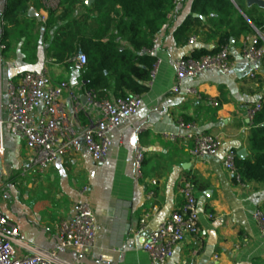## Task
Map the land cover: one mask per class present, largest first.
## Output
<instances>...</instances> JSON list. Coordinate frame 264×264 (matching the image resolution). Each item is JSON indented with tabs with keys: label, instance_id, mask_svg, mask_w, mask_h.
<instances>
[{
	"label": "crops",
	"instance_id": "1",
	"mask_svg": "<svg viewBox=\"0 0 264 264\" xmlns=\"http://www.w3.org/2000/svg\"><path fill=\"white\" fill-rule=\"evenodd\" d=\"M92 2L76 0L65 19L47 31L44 6L40 0H29L25 14L19 15L17 23L8 24V45L1 51L0 59V117L6 115L5 82H16L28 71L45 69L54 83L67 82L83 105L81 66L69 59L56 62L48 48L55 30L69 20L86 16L82 33H91L92 14L83 4L88 7ZM244 2L247 9L252 6ZM5 4L6 0H0V13ZM67 4L68 0H61L55 16ZM190 4L191 0H181L168 11L159 32L154 76L141 95L142 118L132 116L109 132L112 145L104 158L94 161L86 151L70 153L38 173L23 141L14 134H4L0 208L19 232V240L12 243L18 255L43 249L56 250L67 260L80 264H149L148 254L141 248L142 239L136 235L139 220L149 214L147 226L156 228L181 204L179 188L189 180L194 186L200 231L196 236L187 235L176 245L166 264H264V239L253 217L256 209L264 214V185L247 182L241 186L222 164L229 150L240 159H252L247 114L264 96V63L252 67V62L242 58L247 35H241L227 45L234 70L229 74L206 71L184 80L181 87L192 88L193 94L174 90L173 62L194 49L217 45L216 39L205 36L206 28L201 24L193 28V44L189 40L176 42L174 32L189 14ZM253 6L258 7L252 10L253 17L264 18V4ZM112 7L119 10L118 5ZM244 17L264 45V23L257 29ZM121 44L126 45V41ZM63 102L70 113L72 103L65 94ZM84 107L87 110L78 114L79 128L98 116L96 108L89 104ZM182 119L201 132L217 136V154L197 159L190 155L189 140L167 138L166 134L179 131L177 124ZM138 128L142 130L136 134ZM136 136L143 153L139 177L132 162ZM8 183L13 187H8ZM80 198L90 202L97 231L94 246L78 254L58 248L57 225L70 215L72 204ZM153 207L156 211L152 213ZM102 254L110 256V260L100 261Z\"/></svg>",
	"mask_w": 264,
	"mask_h": 264
},
{
	"label": "built area",
	"instance_id": "2",
	"mask_svg": "<svg viewBox=\"0 0 264 264\" xmlns=\"http://www.w3.org/2000/svg\"><path fill=\"white\" fill-rule=\"evenodd\" d=\"M40 1L45 10H55L60 4L59 0ZM180 1L173 0L171 9H175ZM245 38L242 58L255 64L264 63V45H258V40L261 37L254 34L247 35ZM159 41L158 34L153 39V46L147 51L149 56L156 57ZM194 41V36L189 38L190 44H193ZM2 49L3 46L0 45V59ZM73 61L81 66L85 64L86 56L79 54ZM173 67L176 76L173 89H181L185 93L193 94L195 91L192 88L181 87L184 80L193 79L206 71L229 74L235 68V63L230 60L228 50L224 47L216 53L206 54L199 58H194L191 54L179 57L173 62ZM154 72L155 66L151 73V79ZM4 87L6 115L0 117V156L4 153V134H14L31 151V165L38 173L43 172L48 165L70 153L86 151L92 160H101L112 145L109 132L132 116L142 118L140 95L129 94L122 99H106L95 102L92 95L84 91L82 105L67 82L54 83L45 69L24 72L16 82L7 80ZM64 94L72 103L70 113L65 109ZM86 104L96 108L98 116L93 122L79 128L78 114L87 110L84 107ZM260 108L259 101L250 108L247 114L249 124H251L255 112ZM177 125L179 129L177 133H169L165 136L171 140L178 138L189 140L192 143L189 150L192 157L198 159L217 154L220 147V140L217 136L201 132L196 126L182 120H179ZM141 130L142 128H138L136 134ZM235 157L236 153L233 150L227 151L222 164L226 172L242 186L234 164ZM132 162L136 176L139 177L143 153L137 136L135 137ZM154 183L152 181V184ZM8 187H13V184L8 183ZM85 190L86 188L82 192ZM179 192L182 196L181 204L156 228H148L149 214H144L139 220L136 235L142 239L141 248L148 254L149 264H166L176 245L182 243L187 235L196 236L200 231L194 186L191 181H183ZM151 195H153L152 191L149 193V196ZM155 211L156 208L153 207L152 213ZM208 217L211 218L212 215L208 214ZM253 217L264 239V214L260 209H256L253 212ZM96 231V217L92 206L88 199L80 198L72 204L70 215L58 222V248L73 250L80 254L94 246ZM18 240L17 227L6 219L0 208V264H80L67 260L56 250L35 249L32 254L18 255L12 245ZM99 259L100 261H109L110 256L102 254Z\"/></svg>",
	"mask_w": 264,
	"mask_h": 264
},
{
	"label": "trees",
	"instance_id": "3",
	"mask_svg": "<svg viewBox=\"0 0 264 264\" xmlns=\"http://www.w3.org/2000/svg\"><path fill=\"white\" fill-rule=\"evenodd\" d=\"M29 0H6L0 13V45L7 47L8 24L17 23L19 15L25 14ZM65 1V0H64ZM173 0H93L90 6H83L92 15L91 33H82L86 16L72 19L55 30L48 52L56 62L73 61L79 54L86 56L81 65L82 87L95 102L106 99H122L129 94L142 95L149 88L151 73L156 57L147 51L153 46V39L161 31ZM191 0L189 14L174 32L176 42L192 37L194 26L206 28L205 36L217 40L211 49H194L191 56L199 58L213 54L226 47L230 40L241 35L254 34L248 20L257 28L264 23L263 17L254 18L244 0ZM61 3V0H59ZM76 0H68L65 10L55 16L56 9H46V30L65 19L75 7ZM113 5L119 10L114 11ZM111 13L113 14L111 16ZM198 14L204 18L193 17ZM87 15V14H86ZM262 18V19H261ZM115 31V33L113 32ZM125 40L126 45L121 41ZM258 45H263L258 40ZM2 49V50H3ZM261 108L252 118L249 149L252 159L235 157L234 164L241 183L255 182L264 185V96L258 100ZM182 121H185L182 119Z\"/></svg>",
	"mask_w": 264,
	"mask_h": 264
},
{
	"label": "water",
	"instance_id": "4",
	"mask_svg": "<svg viewBox=\"0 0 264 264\" xmlns=\"http://www.w3.org/2000/svg\"><path fill=\"white\" fill-rule=\"evenodd\" d=\"M89 1H91V0H88V2ZM232 1V0H231ZM248 4H250V5H253V4H255V5H259V6H262L263 4H264V2H263V0H245ZM192 16L193 17H201V16H199L198 14H195V13H193L192 14ZM202 18V17H201ZM203 19V18H202ZM255 63H251V66L252 67H255ZM234 70V69H233ZM81 100H82V103L84 102V97H81Z\"/></svg>",
	"mask_w": 264,
	"mask_h": 264
},
{
	"label": "rangeland",
	"instance_id": "5",
	"mask_svg": "<svg viewBox=\"0 0 264 264\" xmlns=\"http://www.w3.org/2000/svg\"><path fill=\"white\" fill-rule=\"evenodd\" d=\"M47 71V70H46ZM48 73V72H47Z\"/></svg>",
	"mask_w": 264,
	"mask_h": 264
}]
</instances>
